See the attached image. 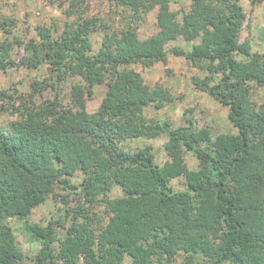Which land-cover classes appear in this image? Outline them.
Listing matches in <instances>:
<instances>
[{"label": "trees", "instance_id": "obj_1", "mask_svg": "<svg viewBox=\"0 0 264 264\" xmlns=\"http://www.w3.org/2000/svg\"><path fill=\"white\" fill-rule=\"evenodd\" d=\"M106 1L133 18L157 9V32L139 38L128 27L105 35L94 53L90 35L98 19L78 16L58 36L39 27L38 39L25 43L8 30L12 41L0 42V72L46 67L83 83L73 88V105L0 92V106L13 116L0 127V264H26L8 218L25 220L58 188L73 195L74 215L61 238V221L27 226L41 244L30 264H264V101L251 99L254 87L264 88V50L252 53L248 42L239 43L240 0H195L181 16L170 0ZM179 37L199 42L188 52L167 50ZM15 45L23 51L18 62L11 58ZM168 52L207 63L209 75L193 84L228 108L236 134L213 136L192 122L172 128L144 114L170 103L171 95L127 67L165 62ZM97 85L107 89L89 113L84 95ZM163 133L168 160L161 166L149 147L122 146ZM185 152L198 160L196 170L187 168ZM77 173L82 179L74 185L70 177ZM178 177L186 189L173 190ZM114 187L122 197H111ZM98 204L108 218L103 227L89 215Z\"/></svg>", "mask_w": 264, "mask_h": 264}, {"label": "rangeland", "instance_id": "obj_2", "mask_svg": "<svg viewBox=\"0 0 264 264\" xmlns=\"http://www.w3.org/2000/svg\"><path fill=\"white\" fill-rule=\"evenodd\" d=\"M195 4V0H170L171 9L181 16L184 10H189ZM240 6L245 14L239 33V43L248 42L252 53H262L264 50V0H240ZM157 9L133 18L130 13L106 0H0V42L12 41L7 34L8 30L28 42L38 39V28L50 29L54 36L60 35L65 29L73 26L81 18L98 19L97 31L90 35L93 52L95 53L107 34L120 32L128 27L137 30L139 38H148L157 30ZM4 20L14 23V28L2 26ZM10 25V24H9ZM199 42V39L177 38L167 44L166 49L181 48L184 52ZM23 51L15 45L12 59L17 62L22 58ZM237 59L248 64V57L238 55ZM207 63L194 65L183 55H174L168 52L165 62L154 63L149 67L141 64H131L127 68L139 73L146 84L161 85L169 90L171 102L162 108L149 106L144 109L148 118L168 121L172 128L189 125L192 122L194 128H207L213 136L219 134H236V128L229 120V110L221 105L206 92L198 90L193 84L194 77L204 78L209 75L205 68ZM83 83L77 78H58L46 67L29 70L24 67H16L0 72V92L9 94L35 95L37 101L57 98L63 105H73V88ZM105 85H97L93 88L92 95H84L86 109L93 113L99 107L106 92ZM251 99L256 104L264 101V88L254 87L251 90ZM0 106V127L7 128L13 120V116ZM167 135L163 133L155 138H133L122 142L127 150L149 147L157 165H163L168 156L164 150ZM185 163L189 170H196L198 160L189 152L184 154ZM82 179L80 173L70 177L72 184L77 185ZM171 187L175 191L186 189L184 177H178L171 181ZM120 188L114 187L111 197H122ZM73 195L61 188L56 189V195L49 196L46 201L36 207L25 220L17 217H9L8 224L16 236L18 247L24 255L26 264L32 263L37 252L41 248L40 240L27 228L28 225L38 224L46 227L51 222L61 221L63 227H57L58 236L61 238L65 229L69 226L74 215L73 208L76 201ZM89 211L95 225L103 227L108 218L102 204L95 205ZM68 211L70 214H67ZM180 263V260L177 261ZM79 264H84L82 261ZM124 264H131L126 259ZM228 264V263H225Z\"/></svg>", "mask_w": 264, "mask_h": 264}]
</instances>
